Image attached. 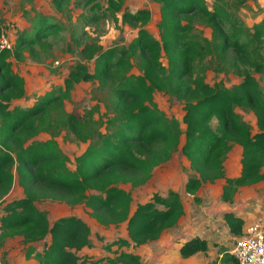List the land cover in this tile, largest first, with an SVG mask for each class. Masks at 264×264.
Returning a JSON list of instances; mask_svg holds the SVG:
<instances>
[{
  "label": "trees",
  "instance_id": "obj_1",
  "mask_svg": "<svg viewBox=\"0 0 264 264\" xmlns=\"http://www.w3.org/2000/svg\"><path fill=\"white\" fill-rule=\"evenodd\" d=\"M70 1L73 0H51V3L60 11ZM150 1L159 5V39L144 28L151 18L148 9L124 11L123 24L140 25L128 46L119 50H103L94 45L83 49L81 53L86 60H95L94 71L77 64L64 80V88L58 89L56 95L47 93L29 108L10 109L12 101L24 97L25 81L12 71L9 59L12 56L20 59L21 49L57 34L56 25L39 24L34 40L20 36L14 52H0V200L12 188L13 171L24 191L22 197L4 204L0 251L7 238L21 237L23 244H33L49 235L41 264H140L139 256L123 249L134 251L157 241L163 232L173 228L184 216L183 199L178 192L170 190L165 196L155 193L146 202L132 207L131 192L122 186L129 185L132 189L144 186L154 169L169 162L177 152L192 172L184 183V194L193 196L197 204L200 203L197 194L206 184L223 180L220 199L231 204L239 188L264 181V95L257 81L249 72H244L240 83L230 88L209 85L202 77L192 78L196 57L205 59L212 52L210 42L203 50L190 38L194 29L192 20L200 15L220 38V44L215 47L220 57L232 51L236 64H248L254 73L264 74L262 62L248 60V46L231 40L221 28L222 20H227V12L221 5L228 0ZM233 1L240 5L246 2ZM97 2L86 0L84 5L95 14L101 9ZM123 3L124 0L106 1L108 9L117 11ZM1 28L4 27L0 26V34ZM253 30L251 43L263 38L264 21ZM136 60L138 74L133 73ZM115 75L120 86L113 89L115 114L108 122L115 130L102 136L100 143L89 144L70 161L53 139L51 124L44 117L47 109H62L63 102L81 82H109ZM156 92L182 104L184 131L175 118L160 110L154 101ZM237 108L254 113L256 133H252ZM213 121H216L214 127ZM79 123L74 113L67 114L62 126L78 135ZM39 132H49L50 139L35 141ZM233 146L241 148V171L237 178L227 179L223 164ZM36 188L49 200L69 206L82 205L100 227L124 225L126 238L105 242L97 237L102 249L114 257L81 256L84 248L92 247L90 227L76 216L60 217L50 224L47 212L37 206ZM223 220L231 234L241 235L242 219L226 213ZM206 251V242L193 238L183 244L180 255L188 258Z\"/></svg>",
  "mask_w": 264,
  "mask_h": 264
},
{
  "label": "rangeland",
  "instance_id": "obj_2",
  "mask_svg": "<svg viewBox=\"0 0 264 264\" xmlns=\"http://www.w3.org/2000/svg\"><path fill=\"white\" fill-rule=\"evenodd\" d=\"M107 0H98L101 9L93 14L88 6L84 5L86 0L77 2L70 1L60 11L56 10L51 0H0V26L4 27L9 39L16 46L18 37H25L27 40H34L39 24L53 23L58 32L55 35L36 42L31 47L21 49V58L10 57L12 71L25 80V95L21 99H16L10 103V109L29 108L37 101L49 93H55L60 88H64V80L68 73L77 64H84L90 72L94 71L95 60L85 59L81 51L92 45L103 50L122 49L135 38L140 25L133 26L123 24L121 15L124 11L134 13L140 9L150 11V21L144 28L156 39L158 37L159 5L150 0H124L120 10L108 9ZM212 1H210L211 3ZM227 12V20H222L221 28L231 40H237L241 44L248 46V60L250 63L262 62L264 64V36L262 39L251 43L250 37L255 33L253 27L264 21V0H246L244 4L228 0L221 5ZM97 16V20H93ZM193 31L191 40L198 49H205V45L212 44L211 56L204 58L196 57L192 70V78H204L209 85L219 84L222 87L230 88L241 81L244 72L252 74L262 89L264 95V74L254 73L250 65H239L234 62L235 55L232 51L225 57H220L215 51V47L220 44V38L214 34L213 29L207 23L204 16H195L192 20ZM13 52L15 48H13ZM165 63L164 60H162ZM134 74H138V60L135 62ZM118 76L109 82H81L71 91L67 100L63 102V108H48L45 113L47 122H50V132L54 134L60 150L72 161L79 156L89 144L100 143L102 136L115 130V126H110L108 122L114 119L115 112L112 109L116 101L113 89L119 87ZM154 101L168 117L175 118L180 123V128L184 131L181 122L183 116V106L180 102L174 101L167 95L161 93L154 94ZM242 114L243 120L251 127L252 133L257 132V124L254 113L248 109H236ZM75 114L80 120L78 135H73L71 131L62 126V121L67 114ZM216 121L212 122L214 127ZM49 133V132H48ZM48 133L39 132L34 140L45 141L50 139ZM236 150L232 151L226 159V174L233 176L234 163H238ZM68 168L73 170L72 165ZM14 183L10 192L0 200V217L3 214L4 204L24 195L23 188L18 185V177L13 171ZM192 176L188 164L184 157L177 152L165 165L158 167L152 173L148 183L144 186L132 189L129 185H124L127 191L131 192L133 204L144 203L157 193L165 196L168 191L178 192L183 199L186 209V216L199 213L201 203L206 199L216 200V194L210 190L215 187L207 186V193L200 190V203L196 204L193 198L184 194V183ZM227 177V176H226ZM38 197L37 206L51 214L53 217L66 214H83L86 212L82 205L69 206L63 202L49 200L42 196L44 192L35 189ZM203 199V201H202ZM262 204V202H261ZM96 229H98L96 231ZM92 236L98 249L102 250L101 241L97 237H102L105 242H110L118 238L124 231V225L118 227L101 228L97 224L92 228ZM100 233L102 236H100ZM13 245V244H12ZM98 250V251H99ZM2 260V256L0 255Z\"/></svg>",
  "mask_w": 264,
  "mask_h": 264
},
{
  "label": "crops",
  "instance_id": "obj_3",
  "mask_svg": "<svg viewBox=\"0 0 264 264\" xmlns=\"http://www.w3.org/2000/svg\"><path fill=\"white\" fill-rule=\"evenodd\" d=\"M234 150L237 151L238 163L237 165L234 163L233 168L235 169V174L230 177L226 174L225 162L227 157H229ZM240 157L241 148L239 146H233L231 151L227 154L223 164L227 179H234L240 175ZM214 184L217 185L210 191L211 193L214 191L216 198L219 197V199L210 200L207 198L206 201L202 199L203 202L198 211L199 213L192 214L190 217L186 216V209L184 206V216L173 228L163 232L157 241L142 245L134 251L131 249H123V251L126 253H134L139 256L140 264H232L234 260L230 252L233 249L235 239L242 236L245 230L251 225L257 224L264 228V181L253 186L239 188L231 204L222 202L220 199L224 181H216ZM214 184H206L202 186V188L205 187L206 190L208 188L207 186H212ZM202 188L200 190L204 193V189ZM199 192L197 194L198 197ZM206 193L207 190L204 195ZM187 196L193 198L191 195ZM84 210L88 212L87 209ZM226 213H232L243 220L240 236H234L230 233L229 228L223 220V215ZM65 216H76L82 219L90 227L92 235V228L96 223L88 216V213L85 216H83V214H66L57 216L56 218L47 213L50 224H53L58 218ZM97 230L98 229H96V231ZM98 234L102 236L100 233ZM118 238H126L125 229ZM193 238L204 240L207 244V251L204 253L198 252L188 258H182L180 255V248L184 243ZM49 241V235L33 244H23L21 237L7 238L0 251L2 255V264H41L43 251L48 246ZM91 244V248H84L80 252L81 256H89L92 257V259L114 257L112 253L102 249V244H100L102 250H99L98 244L95 243L93 236H91ZM113 250H115V248H113L112 251ZM229 257L232 261H230Z\"/></svg>",
  "mask_w": 264,
  "mask_h": 264
},
{
  "label": "built area",
  "instance_id": "obj_4",
  "mask_svg": "<svg viewBox=\"0 0 264 264\" xmlns=\"http://www.w3.org/2000/svg\"><path fill=\"white\" fill-rule=\"evenodd\" d=\"M13 48V42L4 28H1L0 52H12ZM230 254L235 264H264V228L257 224L249 226L242 236L235 239Z\"/></svg>",
  "mask_w": 264,
  "mask_h": 264
}]
</instances>
